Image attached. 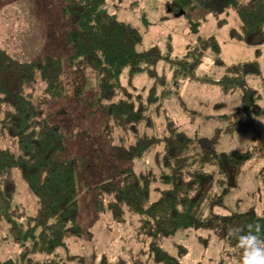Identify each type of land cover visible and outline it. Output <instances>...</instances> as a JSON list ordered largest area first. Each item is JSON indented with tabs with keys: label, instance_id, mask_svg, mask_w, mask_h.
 <instances>
[{
	"label": "trees",
	"instance_id": "obj_1",
	"mask_svg": "<svg viewBox=\"0 0 264 264\" xmlns=\"http://www.w3.org/2000/svg\"><path fill=\"white\" fill-rule=\"evenodd\" d=\"M107 3L61 0L63 17L71 25L65 37L71 50L69 90L60 57L47 54L21 60L0 44V140H14L12 146L0 148V243L11 239L20 248L16 256L0 258V264H88L82 254L65 258L59 252L69 239L84 232L80 187L92 194L89 204L95 213L110 214L118 223H125L130 213L137 217V237L151 239L149 254L141 251L130 260H110L103 254L92 264H180L187 247L180 246L178 255H173L160 242L199 228L222 230L225 246L232 250L228 254L242 261V250L229 233L249 223L264 224V212L254 207L227 213L217 209L226 206L224 197L239 186L247 161L264 158V132L257 128L264 105L258 90L247 83L249 75L264 76L259 63L264 0H173V10L209 9L220 26L233 14L237 25L230 29V36L258 47L254 59L228 65L226 73L214 80L225 94L240 93L241 106L234 118L218 116L222 124L211 136L210 146H202L199 137L189 135L170 117L157 129L151 109L156 103L160 111L162 103L157 102L168 92L160 88L165 80L157 77L156 63L161 59L174 62L178 66L174 78L180 74L211 81L196 71L208 50L219 53L217 38L201 39L184 58H172L157 47L141 50L139 28L111 14ZM124 72L130 85L121 80ZM139 73L154 78L153 85L132 86L131 77ZM91 74L97 82L95 98L85 99ZM67 93L86 101L92 116H103L100 135L86 125L79 126L77 137L84 149L80 158L74 156L62 126L52 121L55 114L65 111L61 107L54 112L53 107ZM225 106L218 102L213 108ZM238 131L248 132L253 140L246 150L216 148L221 136ZM151 150H155L158 169L135 171L131 162ZM89 170L101 177L98 182L90 180ZM17 173L36 205L34 210L16 199ZM259 177L264 188V165ZM153 189L159 197L149 202Z\"/></svg>",
	"mask_w": 264,
	"mask_h": 264
},
{
	"label": "rangeland",
	"instance_id": "obj_2",
	"mask_svg": "<svg viewBox=\"0 0 264 264\" xmlns=\"http://www.w3.org/2000/svg\"><path fill=\"white\" fill-rule=\"evenodd\" d=\"M173 0H108L107 6L111 14L127 21L139 28L142 41L138 44L141 50L157 47L172 58H184L201 39L215 36L220 43L219 53L208 50L196 74L213 80H191L176 74L178 67L172 61L161 59L156 63L158 76L165 80L164 87L167 94L160 100L161 110L156 111L153 105L152 115L161 129L166 117L173 118L189 135L200 138L202 146H210L211 136L216 127L222 124L221 114L236 117L241 106L240 93L225 94L219 83L214 80L226 73L227 66L233 63L254 59L258 47L238 42L230 36V29L236 26V19L230 14L229 21L220 26L217 17L209 9L195 7L193 9H172ZM70 22L63 17L61 0H0V44L8 52L21 60L35 58L39 55L53 54L64 62L67 90L70 85L68 75L70 47L65 37L70 30ZM259 56L260 68L264 74V45ZM155 77V78H157ZM124 84H129L126 72L121 76ZM155 79L147 73L135 74L131 77V84L135 87H151ZM249 86L258 90L260 103L264 105V76L249 75ZM97 82L91 74L90 84L85 99H94L93 88ZM225 102V107L213 108L214 104ZM65 107L64 112H58L52 121L60 124L69 136V142L76 158L83 154V146L77 137L79 126L86 125L93 132L100 135L103 131V116L90 113V105L83 100L73 98L67 93L63 100L53 107L58 111ZM227 121V120H226ZM226 125V122H223ZM257 128L264 132V115L257 120ZM13 139L0 140V148L12 146ZM253 144L248 132L238 131L232 135L224 134L216 143L220 150H246ZM135 171L148 168L158 169L155 162V150H151L141 158L131 162ZM264 165V158H251L244 166L239 178V186L231 189L224 197L226 206L217 209L221 213L228 211H245L254 207L259 213L264 212V188L259 177V171ZM98 169L95 172L98 173ZM90 180L98 182L100 176L87 172ZM18 176L17 201L34 208L32 198L28 194L25 183ZM221 187H217L220 189ZM84 187L79 190L80 222L84 232L80 237L69 239L67 245L59 250L61 256L82 254L88 264L100 260L106 254L110 260L117 257L132 259L141 251L147 254L151 250V239L137 237V217L127 213L126 222L114 221L110 214L98 215L89 204L91 195ZM159 197L153 189L149 202ZM134 216V217H133ZM223 231H212L205 228L180 231L175 236L160 242L162 248L173 255H178L179 247H187V253L181 257L180 264H241L242 261L228 254L222 239ZM0 258L16 256L20 248L11 239H5ZM52 256V255H50Z\"/></svg>",
	"mask_w": 264,
	"mask_h": 264
},
{
	"label": "clouds",
	"instance_id": "obj_3",
	"mask_svg": "<svg viewBox=\"0 0 264 264\" xmlns=\"http://www.w3.org/2000/svg\"><path fill=\"white\" fill-rule=\"evenodd\" d=\"M229 235L242 250L241 264H264V224L249 223L234 228Z\"/></svg>",
	"mask_w": 264,
	"mask_h": 264
}]
</instances>
